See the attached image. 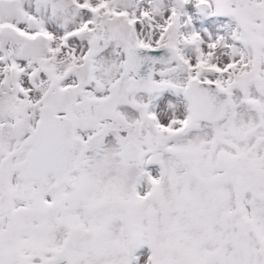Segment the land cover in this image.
<instances>
[{
	"label": "rangeland",
	"instance_id": "rangeland-1",
	"mask_svg": "<svg viewBox=\"0 0 264 264\" xmlns=\"http://www.w3.org/2000/svg\"><path fill=\"white\" fill-rule=\"evenodd\" d=\"M6 1L0 0V211L8 212L0 216L20 211L22 190L46 191L52 183L5 182L26 155L40 108L52 104L76 118L77 135L89 140L81 171L59 190L48 188L54 200H71L80 219L95 221L97 243L80 255L81 264H264V198L258 196L264 194V0H182L181 6L179 0H62L58 9L10 0L15 12ZM200 2L211 6L210 16H199ZM243 6L257 12L254 33L242 29ZM165 46L179 49L180 58L155 67L152 84L120 78L128 48ZM96 62V80L80 89V77L94 73ZM195 78L223 85L233 101L222 124L198 126L183 138L185 88ZM157 89L165 90L164 99L147 114ZM130 140L173 146L129 167L121 155ZM6 156L12 158L4 166ZM239 169L245 193L235 183ZM8 192L11 201L3 196ZM26 196L30 208L16 216L39 212L49 219L42 254L55 255L53 246H65L67 235L61 237L73 224L56 223L33 194ZM119 200L132 208L130 217L96 218L97 206ZM8 229L0 235V255L13 264L25 254Z\"/></svg>",
	"mask_w": 264,
	"mask_h": 264
},
{
	"label": "water",
	"instance_id": "water-1",
	"mask_svg": "<svg viewBox=\"0 0 264 264\" xmlns=\"http://www.w3.org/2000/svg\"><path fill=\"white\" fill-rule=\"evenodd\" d=\"M38 1L59 5V0ZM7 6L10 11H13L16 5L14 3H7ZM207 8L205 6L202 11L208 12ZM239 15L244 28L253 31L254 23L252 16L254 15V10L250 7H244L239 11ZM169 51V49L158 52L130 50L127 52L128 67H131L132 71L140 74V72L145 70L140 69V65L145 64V61L146 63L167 61L169 58L166 56ZM144 57L145 61L142 62ZM188 96L195 121L219 122L222 119L225 106L230 101L226 92L210 84L207 86L200 84L192 85L188 90ZM73 135L74 123L65 117L58 116L54 108L45 107L42 110L40 124L31 141L35 150L31 151L27 161L16 168L21 169L26 178H41L48 172H55L58 181L63 180L68 173L76 169L83 157L82 146ZM142 157V153L132 144L127 146L125 151V161L127 163L140 162ZM129 212L128 206L121 202L111 203L96 209L97 216L104 219L113 216H127ZM74 239L76 241L89 242L92 240V234L77 232L74 234Z\"/></svg>",
	"mask_w": 264,
	"mask_h": 264
},
{
	"label": "flooded vegetation",
	"instance_id": "flooded-vegetation-1",
	"mask_svg": "<svg viewBox=\"0 0 264 264\" xmlns=\"http://www.w3.org/2000/svg\"><path fill=\"white\" fill-rule=\"evenodd\" d=\"M148 139V138H146ZM141 145L144 147L146 144L141 143ZM150 148V147H149ZM29 194H33L35 201L39 205L40 211L44 213V211L48 210L51 218L57 223L58 221L63 224L68 223L69 226L73 224L71 227H67L65 230L64 235L61 238H64L65 235L70 236V234L76 230L80 223V217L76 210H73L72 202L70 200H65L64 206H62L61 202L54 201L53 196L50 194V192L45 191L41 194H34L31 191H27ZM45 196L47 197L43 202L40 199H44ZM28 196L24 195L20 198V206L18 209L20 211L18 213H14L15 216H0V235L5 234L9 231V227L12 228L13 231L10 229L9 235L13 236L11 239L12 245L18 247L21 249L25 256L24 258L20 260H16L13 264H59L60 262L68 261L69 264H81V261H83L80 257L81 254L86 252L90 245L86 247V250L83 252L76 250L72 246V244H68L66 248H64V244H58L53 246V251H55V255L45 256L42 254V242L40 241V235L47 234L48 232V221L45 216H43V219L39 216L35 215H28L25 214L24 216H16L17 214H20L22 211L29 210L28 202L26 201V198ZM64 198V197H63ZM63 201V200H61ZM45 203L49 204V207L45 206ZM53 204V205H51ZM71 204V206H70ZM16 207V206H15ZM14 207V209H16ZM37 208V207H36ZM50 208V209H48ZM8 212L6 207L2 208L0 211L1 213ZM75 214V215H74ZM86 222V221H84ZM93 221H87V229H91V225L94 224ZM5 224V226H4ZM76 224V225H74ZM12 232V233H11ZM4 237H1L0 239V248L2 247V244L5 243L3 240ZM7 244V243H6ZM13 249V248H11ZM52 251V250H51ZM48 253V251H47ZM46 253V254H47ZM1 256V255H0ZM2 257V256H1ZM4 257V256H3ZM2 263L4 264V261L2 259Z\"/></svg>",
	"mask_w": 264,
	"mask_h": 264
}]
</instances>
